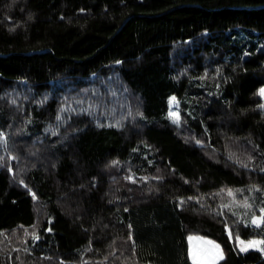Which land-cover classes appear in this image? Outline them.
I'll return each instance as SVG.
<instances>
[{
  "label": "trees",
  "instance_id": "trees-1",
  "mask_svg": "<svg viewBox=\"0 0 264 264\" xmlns=\"http://www.w3.org/2000/svg\"><path fill=\"white\" fill-rule=\"evenodd\" d=\"M263 87L264 0H0V264H264Z\"/></svg>",
  "mask_w": 264,
  "mask_h": 264
},
{
  "label": "rangeland",
  "instance_id": "rangeland-1",
  "mask_svg": "<svg viewBox=\"0 0 264 264\" xmlns=\"http://www.w3.org/2000/svg\"><path fill=\"white\" fill-rule=\"evenodd\" d=\"M262 89H264V87ZM262 97L264 99V96ZM173 98H175V101H173ZM180 104H181L180 100L176 95L170 96L168 114H169L171 121L175 124H179L181 120V105ZM262 109L264 110V107H262ZM171 113H177L178 119H174ZM190 237H191V239H189L190 252H191V257H192L194 264H217L218 261L221 259L220 255H217V252L222 254V257H223L224 255L223 248L217 241L211 238H208L202 235H196V234L190 235ZM206 241H212L216 245H219V250L214 249L211 245L207 244ZM251 242H259V243L251 244L250 242H248L243 247V249L252 247V248L259 249L264 253V250H262L264 249V241L255 240ZM194 254L197 257L196 260L193 259Z\"/></svg>",
  "mask_w": 264,
  "mask_h": 264
},
{
  "label": "snow or ice",
  "instance_id": "snow-or-ice-1",
  "mask_svg": "<svg viewBox=\"0 0 264 264\" xmlns=\"http://www.w3.org/2000/svg\"><path fill=\"white\" fill-rule=\"evenodd\" d=\"M260 95L264 96V89H261L260 90ZM173 101H175V98H173ZM261 107H264V105H261ZM172 117L174 119H178V114L177 113H171ZM231 194V193H230ZM245 206L246 207H250V205H247L246 201H245ZM261 212H264V209H261ZM261 220H264V217H260V218H256L253 223H256L258 221H261ZM189 239H191V237H189ZM207 244L211 245L214 249L216 250H219V245H216L214 242L212 241H206ZM244 242L241 241V244H243ZM251 244H256V243H259V242H250ZM242 250H246V249H242ZM264 250V249H262ZM217 255H220V258H222V254H220L219 252H217ZM193 259L196 260L197 257L196 255L194 254L193 255Z\"/></svg>",
  "mask_w": 264,
  "mask_h": 264
},
{
  "label": "water",
  "instance_id": "water-1",
  "mask_svg": "<svg viewBox=\"0 0 264 264\" xmlns=\"http://www.w3.org/2000/svg\"><path fill=\"white\" fill-rule=\"evenodd\" d=\"M40 239L39 238H37V241H39Z\"/></svg>",
  "mask_w": 264,
  "mask_h": 264
}]
</instances>
